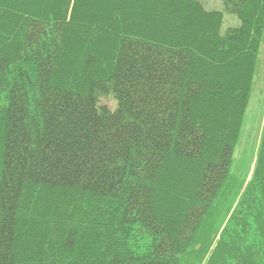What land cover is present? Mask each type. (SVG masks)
Wrapping results in <instances>:
<instances>
[{"label":"trees","instance_id":"1","mask_svg":"<svg viewBox=\"0 0 264 264\" xmlns=\"http://www.w3.org/2000/svg\"><path fill=\"white\" fill-rule=\"evenodd\" d=\"M224 3L0 0V264H264V0Z\"/></svg>","mask_w":264,"mask_h":264},{"label":"rangeland","instance_id":"2","mask_svg":"<svg viewBox=\"0 0 264 264\" xmlns=\"http://www.w3.org/2000/svg\"><path fill=\"white\" fill-rule=\"evenodd\" d=\"M198 1L201 2L207 10H214L223 13L222 33H225L229 28L237 27L239 25L238 19L230 12L231 9L229 6L225 5L224 0ZM260 57V72L255 78L254 90L248 102V108L245 112L241 126L240 140L234 151L232 167V176H234L233 180H239L242 173L245 171H249V177L252 174L254 158L264 125V43ZM102 102L107 103L109 106L114 105V101L110 96L104 97Z\"/></svg>","mask_w":264,"mask_h":264}]
</instances>
